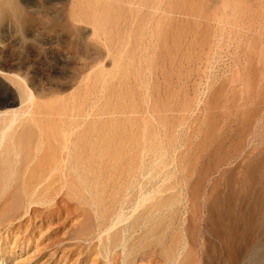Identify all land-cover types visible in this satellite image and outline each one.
<instances>
[{
    "label": "bare ground",
    "instance_id": "obj_1",
    "mask_svg": "<svg viewBox=\"0 0 264 264\" xmlns=\"http://www.w3.org/2000/svg\"><path fill=\"white\" fill-rule=\"evenodd\" d=\"M66 66L83 85L41 100ZM0 72L11 218L65 191L99 219L103 264L159 245L164 264H264V0H0Z\"/></svg>",
    "mask_w": 264,
    "mask_h": 264
},
{
    "label": "rangeland",
    "instance_id": "obj_2",
    "mask_svg": "<svg viewBox=\"0 0 264 264\" xmlns=\"http://www.w3.org/2000/svg\"><path fill=\"white\" fill-rule=\"evenodd\" d=\"M67 42H70V40H67ZM94 44L96 43L94 42ZM64 54L69 57L66 51H64ZM84 59L80 63L81 66L82 63L85 62ZM86 60L87 62L90 61V59ZM106 61H109V59H107ZM222 63L223 61H221V63L212 70L213 75H222V77L220 76L216 84H218L223 79V75L227 73L226 70L223 68ZM49 68L50 67L48 66H43L42 68L39 67L38 70H41L40 72L43 73H51L53 69L50 68L49 71ZM89 71L90 69L83 71V74L81 73V76H85V74H87ZM72 72H74V68L66 66L62 70L61 78L58 79L56 83L54 81L52 83L35 84L33 88L37 91L39 90L38 92H51L49 94V97L42 98L41 100L49 99L52 96L61 95L62 97V92H59V88L61 87L65 89V91H63V96H65L68 94V92L72 91V89L74 90V88H77L80 84V86L83 85V83L78 82L74 84V86L71 83L70 78L72 77V74H74ZM8 82L9 81L6 79V76H4L0 72V109H2V106H4L5 104H8L5 102H11L8 105H5L8 108H11L12 106L17 108V91ZM56 90H59L57 91L58 93L56 92ZM197 112L198 111L196 110V113ZM220 167H218V171L216 170L217 172L212 170L208 174V181H206V184L204 183L201 187L202 193L210 192V190L212 189L211 184H213L212 181L218 179L220 173L223 172V165ZM178 175L179 172L176 173V177H178ZM194 176L191 179H194ZM170 192H179V189H174ZM170 192H167L166 194H169ZM67 196L68 195L66 194V192L62 191L59 196L57 195V198L55 197L56 199L52 201V206H42V204H37L33 206L27 205L25 202V208H27L28 206V212L25 215L23 214L24 216H17L16 219L11 218L13 212L10 211V209L7 211L12 202L11 198L5 196L0 197V255H2L5 260L3 264L104 263L101 257H98L97 253L95 252V243H97V238L94 234L95 232H98L97 230L99 225V219H97V216H95L93 209H89L88 205L85 204L86 206H84L76 198ZM188 199L189 198L187 195L184 201L182 202V205H180L178 208V211H180L179 217L176 220L177 222H175L172 233L182 228L183 224L186 223L184 222V219L188 217L192 207L190 206L192 203H190V199ZM31 208L33 210H31ZM169 237L170 236H168V238ZM15 241L19 242L15 245ZM201 241H203V239L200 237L198 247H201ZM162 247L164 246L159 245L157 247H151L146 252L142 253L141 256H138L135 264H164L161 255ZM9 250L11 252H8Z\"/></svg>",
    "mask_w": 264,
    "mask_h": 264
}]
</instances>
